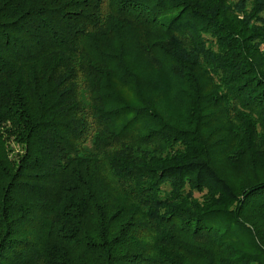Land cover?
<instances>
[{"label": "trees", "instance_id": "trees-1", "mask_svg": "<svg viewBox=\"0 0 264 264\" xmlns=\"http://www.w3.org/2000/svg\"><path fill=\"white\" fill-rule=\"evenodd\" d=\"M0 264H264V0H0Z\"/></svg>", "mask_w": 264, "mask_h": 264}, {"label": "rangeland", "instance_id": "rangeland-1", "mask_svg": "<svg viewBox=\"0 0 264 264\" xmlns=\"http://www.w3.org/2000/svg\"><path fill=\"white\" fill-rule=\"evenodd\" d=\"M243 168H246V167H243ZM228 172H230V171H228ZM233 178V177H232ZM239 180V177H236V181H238Z\"/></svg>", "mask_w": 264, "mask_h": 264}]
</instances>
